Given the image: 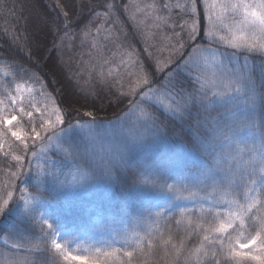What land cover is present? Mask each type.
Wrapping results in <instances>:
<instances>
[{
  "label": "snow or ice",
  "instance_id": "1",
  "mask_svg": "<svg viewBox=\"0 0 264 264\" xmlns=\"http://www.w3.org/2000/svg\"><path fill=\"white\" fill-rule=\"evenodd\" d=\"M56 7L55 19L35 17L51 36V50L42 51L28 31L34 6L0 0L8 44H0V153L14 162L0 169L8 188L0 196V264H134L136 252L149 264L152 225L164 220L165 257L170 245L184 264H264V0L136 4L171 34L156 55L145 34L148 60L129 53L136 59L121 63L105 55L110 36L101 33L110 30L101 24L92 36L89 27L114 16L116 5L105 0L102 13L81 0L95 14L81 30L91 37L89 60L69 66L65 78L88 120L71 101L62 109L38 71L45 56L64 63L73 21L60 0ZM227 191L228 210L214 211ZM185 219L177 242L172 222Z\"/></svg>",
  "mask_w": 264,
  "mask_h": 264
},
{
  "label": "trees",
  "instance_id": "2",
  "mask_svg": "<svg viewBox=\"0 0 264 264\" xmlns=\"http://www.w3.org/2000/svg\"><path fill=\"white\" fill-rule=\"evenodd\" d=\"M88 2V0H84ZM109 2L116 5L115 15L109 17L107 21L103 19L95 20L94 12L91 8L81 9V0H60V3L65 6L64 10L68 11L70 18L73 21L72 26L69 30L70 34L64 39V47L62 49L63 55V65H60L57 60V55L53 54L51 58L45 56L43 60L39 61L38 71L44 78L47 84V91L51 92L55 97L56 103L61 106L62 109L67 108V103L71 101L75 108L79 109L78 118L83 120L90 119L89 117H83V112L87 110L86 108H81L80 105L84 103L81 99L79 103H76L79 93L73 94L72 89L69 87V82L66 80L67 70L69 66L73 69L77 67L81 60L88 61L90 39H85L82 33V29L85 24H88L90 19H94L92 24H89L91 28L92 36L96 35V27L103 24L104 28L109 29L107 33H101L102 35L110 36V40L107 41V49L105 50V55H111L116 53L115 60L117 63H121V57L123 61L127 62L129 59L135 60V55L129 56V53H139V58L141 60H148V52H145L146 47L145 39L143 38L145 34L152 33L147 39V46H149V51L154 55L158 54L156 49L162 47L166 41L163 37L167 34H171V29H158L153 27L154 21L150 18H146L143 13L137 12L135 5L139 4L143 7L145 4L151 3L152 0H109ZM9 5L15 4L17 9H19L20 4H27L30 7L34 6L31 11L26 12L29 16L28 20V31L33 36V38L38 37L42 42L41 50H44V46L51 45V36L46 35L45 32L40 31L39 27L35 24V17L37 14L40 16H46L49 19L57 18L58 14L61 12L60 8L56 7L57 0H6ZM105 4V0H93V6L96 11L104 12L105 9L101 7ZM129 5L127 11H125V6ZM135 15V19L132 16ZM64 17L59 15L58 22L63 24ZM142 22V23H141ZM4 23L3 19H0V25ZM21 28L24 25V21H20ZM63 35V32H61ZM6 38H0V44H4V49L8 50V44L4 43ZM82 40L84 41L82 43ZM35 47V45H34ZM15 50L14 48L12 49ZM35 60V57L33 58ZM56 66L53 69V66ZM124 67H130L127 63ZM3 77L2 75H0ZM86 78V77H85ZM37 92L39 91V85H36ZM113 116L112 112H108L107 116L104 113L100 114L101 119L111 118ZM16 143L12 149L22 152L21 148H18ZM27 159V158H26ZM14 168V162H10L6 159L3 154H0V169H7L9 165ZM5 177L4 172L0 171V178ZM19 181L16 182L19 185ZM231 193V191H230ZM215 211V210H214ZM200 215V213H197ZM179 218V217H177ZM194 219V217H192ZM187 224V219L181 226H176L174 221L172 222V234L174 240L178 242L179 237L183 234V227ZM167 225L166 220L161 221L157 224L152 225V231L155 233L156 240L154 241L156 247L152 250V255L149 257V264H165L166 261H175V264H184L183 254L179 259H175V253L171 250L169 245V254L167 257L164 256V249L160 247L161 244V233H163V239H167ZM134 247V246H133ZM142 247L147 251V242L145 241ZM131 250V249H130ZM145 257L141 256L139 252L134 253V260H144Z\"/></svg>",
  "mask_w": 264,
  "mask_h": 264
},
{
  "label": "rangeland",
  "instance_id": "3",
  "mask_svg": "<svg viewBox=\"0 0 264 264\" xmlns=\"http://www.w3.org/2000/svg\"><path fill=\"white\" fill-rule=\"evenodd\" d=\"M2 79H4L3 77H1L0 76V80H2ZM37 99L38 100H42V98L41 97H39V95L37 94ZM40 107H43V103H41L40 104ZM39 114L37 113V112H34L33 113V116L34 117H37ZM27 117L25 116L24 117V122L26 123L27 122ZM15 123V122H14ZM6 140H7V142H11L12 143V147L16 144V143H18V141H15L14 140V138H12V137H7L6 138ZM5 143V151H7L8 150V143ZM1 154V153H0ZM5 179V177H2V178H0V196H6V194H7V191H8V188L7 187H3L2 186V182H3V180ZM258 187V186H257ZM19 193H18V191H17V193H16V195H18ZM232 198H234L233 197V195H232V193H230V191H227V192H225V193H221L220 195H218L217 196V200L219 201L215 206H214V210L215 211H219V212H221V213H223V212H226L227 210H228V205L224 202V201H226V200H228V199H232ZM189 207H191V205H188ZM203 206H204V208L205 209H208L209 207H210V204L208 203V201H204L203 202ZM134 246V245H133ZM132 246V247H133ZM131 249V248H130ZM129 249V250H130ZM141 262H142V260H139V261H135L134 260V264H141ZM165 263V262H164Z\"/></svg>",
  "mask_w": 264,
  "mask_h": 264
}]
</instances>
